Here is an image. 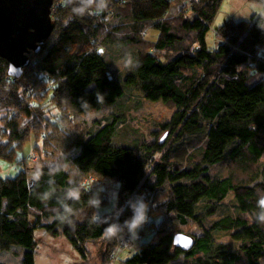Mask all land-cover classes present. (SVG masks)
<instances>
[{"label":"trees","instance_id":"16d2710c","mask_svg":"<svg viewBox=\"0 0 264 264\" xmlns=\"http://www.w3.org/2000/svg\"><path fill=\"white\" fill-rule=\"evenodd\" d=\"M223 2L64 0L52 37L19 80L0 58V148L11 160L31 136L53 132L51 108L56 127L68 126L61 140L44 141L59 155L54 165L41 162L30 178L0 176V264H36L41 233L67 239L79 255L72 264L92 256L91 264H115L141 199L162 217L151 241L120 264L180 255L186 264L264 262V17L227 22L211 45ZM145 101L172 115L133 148L111 145L120 125L111 116L91 126L84 118L122 102L132 119ZM93 178L119 183L112 214L97 211ZM178 234L195 238L191 251L175 248Z\"/></svg>","mask_w":264,"mask_h":264},{"label":"rangeland","instance_id":"374dc122","mask_svg":"<svg viewBox=\"0 0 264 264\" xmlns=\"http://www.w3.org/2000/svg\"><path fill=\"white\" fill-rule=\"evenodd\" d=\"M176 12L179 13L176 9V11H172L170 14L175 16ZM254 16L264 17V5L250 2L249 0H224L222 8L213 24V33L208 36V43L212 45L214 40L217 41L214 39V33L219 27L223 26L227 22L252 21ZM136 18L141 20L142 15L138 14L136 15ZM151 31L152 29L149 30L146 37L153 41L156 39L157 34ZM192 64H194V62H192ZM251 84L253 83L251 82ZM135 103L140 105V102ZM130 104L127 103L124 107H128ZM121 107H123V104L122 102H119L114 106H106L101 111H92L91 113L85 115L84 118L88 122V125L91 126L92 123L94 124L95 122H98L100 118H107L111 116V119L120 123L115 135L113 136L111 145L123 148H133L135 144H139L142 140L150 141L152 139L150 134L156 129V126L168 121L172 115V111H170L162 102L145 101V103L131 111L130 117H132V119H129V116L127 115L128 108L126 111H121L119 110ZM53 115H60L59 111L54 107L47 113V117L54 122V124H52L53 132L44 131V135L39 134L37 136H31L23 148L17 151L14 160H11V151L8 149L6 151L3 150V146L0 148V176L8 179H16L23 173L26 177L30 178L34 175L37 166L41 162H47V164L52 166L58 161L59 155L56 154V150L52 152L50 146L44 145V141H49L54 138L56 140H61L64 135L68 134V126H63L61 131V128H58L55 125L59 119L54 118ZM164 135L165 134L162 133L159 136V139L164 137ZM32 152L35 153L36 162H34L29 156ZM47 156V159L41 161ZM219 172L226 174V171L222 168H211L212 174ZM90 187H92L97 211L101 214H112L118 195L119 183L108 178H93V184ZM230 195L234 199L232 193ZM143 201L148 205L147 221L137 228L136 231L128 225L129 234L127 238H125L123 242L117 244L118 247L116 250L119 252L122 251V253L120 258L118 255V259L120 261H115V264H120L122 261L126 260L128 256L133 254L136 251L135 246L139 245L140 248H142L144 244H148L152 239V233L154 234V231L160 223L162 215L157 214L158 210L155 208L156 203L148 202L146 200ZM116 214L117 216L119 215L118 212H116ZM115 220L117 221L116 217L112 220L113 223L111 225L114 233L118 228V221L116 222ZM189 228L191 229V232H193L192 228ZM38 240L39 247L36 256V264H72L75 261L74 259L79 258V255L72 249V246L65 238H54L49 235H42L41 233L38 235ZM126 244L128 247H126ZM92 260L93 256L87 264H91ZM170 264H186L185 256L180 255ZM262 264H264V262Z\"/></svg>","mask_w":264,"mask_h":264},{"label":"water","instance_id":"95a60500","mask_svg":"<svg viewBox=\"0 0 264 264\" xmlns=\"http://www.w3.org/2000/svg\"><path fill=\"white\" fill-rule=\"evenodd\" d=\"M55 0H0V58L9 64V77L19 80L55 30ZM175 248L191 251L195 238L178 234Z\"/></svg>","mask_w":264,"mask_h":264},{"label":"clouds","instance_id":"9594fccd","mask_svg":"<svg viewBox=\"0 0 264 264\" xmlns=\"http://www.w3.org/2000/svg\"><path fill=\"white\" fill-rule=\"evenodd\" d=\"M54 21V20H53ZM35 154L34 152L31 153ZM31 155L30 158H31ZM258 206L261 209V212L258 214V219L261 222H264V195L258 201ZM131 210L133 212V216L130 221H128V225L131 226L132 229L136 231L142 224L147 221V212H148V205L143 201L139 200L132 204Z\"/></svg>","mask_w":264,"mask_h":264},{"label":"built area","instance_id":"2783aa9c","mask_svg":"<svg viewBox=\"0 0 264 264\" xmlns=\"http://www.w3.org/2000/svg\"><path fill=\"white\" fill-rule=\"evenodd\" d=\"M63 1L64 0H57V3L55 4L54 3V9L56 8V6H60L62 3H63ZM170 1H174V0H170ZM194 0H188V3H186L184 0H181V4H187V7L188 8H190V3L191 2H193ZM189 4V5H188ZM177 6L179 5V4H176ZM53 9V10H54ZM31 159L34 161V162H36L35 160H36V157H35V154H32L31 155ZM140 248V246L138 245V246H135V250H137V249H139Z\"/></svg>","mask_w":264,"mask_h":264},{"label":"flooded vegetation","instance_id":"af4514ba","mask_svg":"<svg viewBox=\"0 0 264 264\" xmlns=\"http://www.w3.org/2000/svg\"><path fill=\"white\" fill-rule=\"evenodd\" d=\"M55 4L57 3V0H55V2H54ZM32 54H34V53H32Z\"/></svg>","mask_w":264,"mask_h":264}]
</instances>
